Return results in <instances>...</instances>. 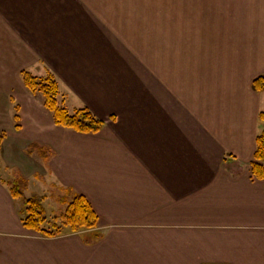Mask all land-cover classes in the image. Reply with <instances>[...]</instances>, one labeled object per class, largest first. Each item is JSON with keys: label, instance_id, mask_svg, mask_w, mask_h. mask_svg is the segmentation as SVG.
<instances>
[{"label": "crops", "instance_id": "obj_1", "mask_svg": "<svg viewBox=\"0 0 264 264\" xmlns=\"http://www.w3.org/2000/svg\"><path fill=\"white\" fill-rule=\"evenodd\" d=\"M144 41L151 64L129 45ZM22 71L104 127L56 126ZM261 74L264 0H0V264H264ZM7 174L84 196L98 237L25 230Z\"/></svg>", "mask_w": 264, "mask_h": 264}, {"label": "trees", "instance_id": "obj_2", "mask_svg": "<svg viewBox=\"0 0 264 264\" xmlns=\"http://www.w3.org/2000/svg\"><path fill=\"white\" fill-rule=\"evenodd\" d=\"M20 75L24 85L32 94L41 95L43 105L52 114L55 125L71 128L85 134L96 133L102 128L104 122L96 119L87 108H81L70 113L63 106V102L58 103L57 97L59 95V89L51 75L40 78L27 71H22ZM252 88L256 92L264 90V76L256 78L252 83ZM16 110L18 111V107ZM259 118L261 121H264L263 112L260 113ZM14 120L16 124L19 122L17 113L14 116ZM16 127H19L18 124ZM4 139L5 133L0 131V151ZM226 168L233 174L242 170V167L234 162V160H229L226 163ZM249 168L254 178L264 180V128L256 137V149L253 159L249 163ZM8 186L13 198H22L20 190L15 183H9ZM41 202L42 197L36 195H31L23 199L26 216L24 219H21V223L24 228L40 233L43 237L56 236L58 234L43 227L45 218L44 211L40 205ZM97 219V215L89 202L80 194H74L72 202L68 205L66 213L63 216L65 225L72 232H81L95 228L97 226ZM52 225L54 228L57 227L54 223Z\"/></svg>", "mask_w": 264, "mask_h": 264}, {"label": "rangeland", "instance_id": "obj_3", "mask_svg": "<svg viewBox=\"0 0 264 264\" xmlns=\"http://www.w3.org/2000/svg\"><path fill=\"white\" fill-rule=\"evenodd\" d=\"M178 15H180V14H178ZM129 45H132V46L136 45L137 46L136 52H137L138 56H136V59L140 60V61H138L139 63H143L142 60H144L145 63L151 64V62H149V61L151 60V56H152V42H145V41L144 42H129ZM146 60H149V61H146ZM47 76H45V77H47ZM260 76H264V74H261L256 78H259ZM45 77H40V78H45ZM253 81H252V83H253ZM56 83H57V81H56ZM57 85H58V83H57ZM58 89H59V86H58ZM58 91H59V95L57 97L58 103L63 102V106L68 110V112L73 113V111H75V110H78L81 108H87L96 119L101 120V119L97 118L88 107L79 106L78 102L76 103L74 100H72L70 98V96L66 90H63L61 88V90L59 89ZM262 91H264V90H262ZM262 91H260V92H262ZM35 96L38 97L41 95L35 94ZM17 107H18V111L16 110ZM11 109H12V120H13L14 126L16 129H20V127H21L20 107L18 105H12ZM16 113L19 116V122L17 123L19 127H16L17 124H16V121L14 120V116ZM260 113H262V112H260ZM260 113H259V115H260ZM50 116L52 117L51 113H50ZM52 121H53V118H52ZM102 121L104 122V124L102 126V128H103L105 125V121L104 120H102ZM53 123H54V121H53ZM59 127H62V126H59ZM62 128L75 131L74 129H71V128H66V127H62ZM75 132H77V131H75ZM98 132H96V133H98ZM78 133H80V132H78ZM88 134H95V133H88ZM5 138H6V133H5ZM2 145H3V143H2ZM1 149H2V147H1ZM28 149H30V151H29L30 154L34 153L35 155H37L38 157H40L44 160L49 159V157L52 155L51 150L49 148L41 147V146H38L37 144L30 145L28 147ZM0 173H1V170H0ZM5 178H7L8 181H10V182H8V184L9 183H15L17 185V188H19L20 193L22 195V198L16 199L18 202V214H20V218L24 219L26 216V213L24 212L25 206L23 204V199L26 197H30L31 195L40 196V197H42V202L40 203V205H41L42 210L44 211V218H45V222L43 224V227L45 229H48L49 231H52L53 233L58 234V235L55 234L56 236H53V237H43L42 235H40V233H37L35 231L24 228L22 223H21L22 227L25 230L31 232L32 234L37 235L38 237L40 236L42 238H61V237L69 236V235L70 236L71 235H83L85 237L86 241H92V238L96 239L98 237V234H97V233H99L97 231V229L99 228V220L98 219H97V226L95 228H92L89 230H84L81 232H72V230L68 226L65 225V222L63 220V216L66 213L68 205L72 202L74 194H78V193L74 192L71 189L63 188V187L60 188L56 185L53 186L50 183H46V182H44L43 187H41L40 185L37 187L36 185H31L29 182H26L22 177L21 178L15 177V176H11L9 174L5 175ZM97 218H98V216H97ZM21 219H20V221H21ZM53 223L56 224V226H57L56 228L53 227V225H52Z\"/></svg>", "mask_w": 264, "mask_h": 264}]
</instances>
